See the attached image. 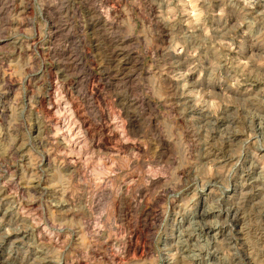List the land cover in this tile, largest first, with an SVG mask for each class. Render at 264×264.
Segmentation results:
<instances>
[{"label":"rangeland","instance_id":"374dc122","mask_svg":"<svg viewBox=\"0 0 264 264\" xmlns=\"http://www.w3.org/2000/svg\"><path fill=\"white\" fill-rule=\"evenodd\" d=\"M0 264H264V0H0Z\"/></svg>","mask_w":264,"mask_h":264},{"label":"bare ground","instance_id":"6f19581e","mask_svg":"<svg viewBox=\"0 0 264 264\" xmlns=\"http://www.w3.org/2000/svg\"><path fill=\"white\" fill-rule=\"evenodd\" d=\"M93 86V85H92ZM93 88V87H92ZM95 89V88H94ZM91 91V90H90ZM97 94V93H96ZM53 98V97H52ZM88 131V130H87ZM91 133V132H90ZM205 210V209H204ZM201 218L200 219H202L203 221H201V222H203V223H205V224H203L204 225V227H206V231L208 230V228H209V225H208V223H207V221L206 220H209V219H207L208 218V212H205V211H203L201 214ZM209 222V221H208ZM203 228V227H202ZM205 232V231H204ZM3 262H5V261H3Z\"/></svg>","mask_w":264,"mask_h":264}]
</instances>
